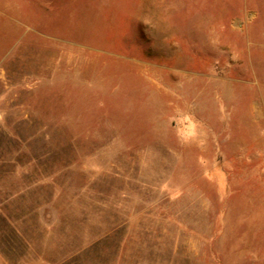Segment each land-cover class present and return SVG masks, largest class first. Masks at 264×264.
Wrapping results in <instances>:
<instances>
[{
  "label": "rangeland",
  "instance_id": "374dc122",
  "mask_svg": "<svg viewBox=\"0 0 264 264\" xmlns=\"http://www.w3.org/2000/svg\"><path fill=\"white\" fill-rule=\"evenodd\" d=\"M0 264H264V0H0Z\"/></svg>",
  "mask_w": 264,
  "mask_h": 264
}]
</instances>
